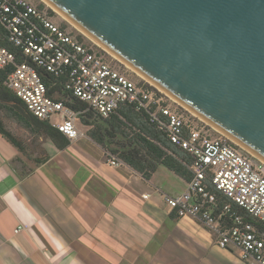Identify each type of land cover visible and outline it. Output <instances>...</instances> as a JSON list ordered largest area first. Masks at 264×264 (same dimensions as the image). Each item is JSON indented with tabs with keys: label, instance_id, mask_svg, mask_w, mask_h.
<instances>
[{
	"label": "built area",
	"instance_id": "built-area-1",
	"mask_svg": "<svg viewBox=\"0 0 264 264\" xmlns=\"http://www.w3.org/2000/svg\"><path fill=\"white\" fill-rule=\"evenodd\" d=\"M113 60L39 5L0 0V73L4 87L27 113L74 141L84 136L80 115L86 111L103 120L125 106L143 111L167 143L189 160L182 162L190 173L184 190L164 197L170 212L198 221L214 235L218 249L237 251L242 263L264 264V164ZM44 75L62 79V92L86 110L74 111L56 92L50 93ZM108 156L109 166L124 164Z\"/></svg>",
	"mask_w": 264,
	"mask_h": 264
},
{
	"label": "crops",
	"instance_id": "crops-1",
	"mask_svg": "<svg viewBox=\"0 0 264 264\" xmlns=\"http://www.w3.org/2000/svg\"><path fill=\"white\" fill-rule=\"evenodd\" d=\"M14 136L19 147L0 135V264H244L170 212L164 197L186 184L174 172L159 166L146 180L109 166L106 145L85 133L36 150Z\"/></svg>",
	"mask_w": 264,
	"mask_h": 264
},
{
	"label": "water",
	"instance_id": "water-1",
	"mask_svg": "<svg viewBox=\"0 0 264 264\" xmlns=\"http://www.w3.org/2000/svg\"><path fill=\"white\" fill-rule=\"evenodd\" d=\"M264 164V0H42Z\"/></svg>",
	"mask_w": 264,
	"mask_h": 264
},
{
	"label": "trees",
	"instance_id": "trees-1",
	"mask_svg": "<svg viewBox=\"0 0 264 264\" xmlns=\"http://www.w3.org/2000/svg\"><path fill=\"white\" fill-rule=\"evenodd\" d=\"M44 81L50 87V93L56 92L64 103L77 112L86 110V105L72 97L69 92H62V79L55 80L44 75ZM5 75L0 73V110L6 109L7 116L15 119L24 128L43 134L51 140L56 147L64 148L68 144L66 140L56 129L52 128L46 122L39 121L29 115L23 103L17 99L3 83ZM55 83L54 85H52ZM129 122L138 130L135 137L125 143L116 144L119 147V159L134 171L148 180L159 166L174 172L176 175L185 179L190 178L188 169L182 162L189 163V160L178 150L167 143L165 135L159 131L155 124L149 123L146 114L143 111L136 112L133 107L125 106L117 110L109 119L93 118V112L86 111L80 115L83 125L92 127L89 137L105 146L111 143V139L122 134L121 126H124L122 119ZM0 135L10 144L19 147L16 137L6 129L5 124L0 119ZM181 162H180V161Z\"/></svg>",
	"mask_w": 264,
	"mask_h": 264
},
{
	"label": "rangeland",
	"instance_id": "rangeland-1",
	"mask_svg": "<svg viewBox=\"0 0 264 264\" xmlns=\"http://www.w3.org/2000/svg\"><path fill=\"white\" fill-rule=\"evenodd\" d=\"M31 1L34 5H39L40 7H42L43 9H46V11H48V13L50 14V16L53 18V20L58 23L59 25H61L62 27H65L68 30H73L74 28L68 23V21L64 20L61 16H59L58 14H56V12H54L51 8H48L44 5L41 4L43 2H41L42 0H29ZM75 31V30H74ZM114 59V58H113ZM113 63L120 65L118 62V60H113ZM123 70H127L128 68H125L124 65H121ZM128 74L137 79V76L130 70H127ZM59 97V96H57ZM93 118H98L94 113H93ZM120 119H122L121 117H119ZM0 119L3 122V124H5V127L8 131H10L11 133H13L14 135L18 136V138L23 142V143H29L28 145L30 146L29 149H33L36 150V148L39 146L40 144V140L41 139H45L46 137L39 133L36 132L34 130H32V128L27 129L24 128L20 125V123H18L15 119H13L12 117H8L7 116V111L6 109H2L0 110ZM123 121V125L121 126V130L124 132V135L120 134L114 138L111 139V143L106 145L107 147V151L112 154L114 157L119 158V147L118 144L121 143H125L126 141H129L131 138L133 139L136 135V133H138V130L136 128H134L129 122H126L122 119ZM81 130L88 135L89 132L91 131L92 127H87L85 125H81ZM89 136V135H88ZM27 155H30L29 153Z\"/></svg>",
	"mask_w": 264,
	"mask_h": 264
},
{
	"label": "bare ground",
	"instance_id": "bare-ground-1",
	"mask_svg": "<svg viewBox=\"0 0 264 264\" xmlns=\"http://www.w3.org/2000/svg\"><path fill=\"white\" fill-rule=\"evenodd\" d=\"M41 2H43V1H41ZM45 5H47L45 2H43ZM49 8H51L49 5H47ZM52 9V8H51ZM54 12H56L54 9H52ZM56 14H58L59 16H61L59 13H57L56 12ZM64 20H66L63 16H61ZM66 21H68V20H66ZM68 23L70 24V25H72L69 21H68ZM74 28H76L74 25H72ZM77 29V28H76ZM79 32H81L79 29H77ZM82 33V32H81ZM84 36H86L84 33H82ZM87 37V36H86ZM90 41H92L89 37H87ZM93 43H95L94 41H92ZM96 44V43H95ZM97 45V44H96ZM99 46V45H98ZM112 56V55H111ZM113 57V56H112ZM114 58V57H113ZM115 59V58H114ZM117 60V59H116ZM118 62H120V61H118ZM121 63V62H120ZM129 69V68H128ZM130 70V69H129ZM131 71V70H130ZM133 72V71H132ZM134 73V72H133ZM136 74V73H135ZM137 75V74H136ZM140 77V76H139Z\"/></svg>",
	"mask_w": 264,
	"mask_h": 264
}]
</instances>
